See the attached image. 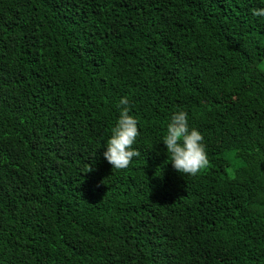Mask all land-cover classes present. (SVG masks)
Wrapping results in <instances>:
<instances>
[{
    "label": "trees",
    "instance_id": "trees-1",
    "mask_svg": "<svg viewBox=\"0 0 264 264\" xmlns=\"http://www.w3.org/2000/svg\"><path fill=\"white\" fill-rule=\"evenodd\" d=\"M264 0H0V264H264ZM140 155L104 145L121 97ZM188 113L208 164L161 142Z\"/></svg>",
    "mask_w": 264,
    "mask_h": 264
},
{
    "label": "clouds",
    "instance_id": "clouds-1",
    "mask_svg": "<svg viewBox=\"0 0 264 264\" xmlns=\"http://www.w3.org/2000/svg\"><path fill=\"white\" fill-rule=\"evenodd\" d=\"M254 16L264 17V7L255 8ZM128 98L121 97L119 115L104 145L103 157L112 169H126L134 157L140 155L133 147L139 136L138 120L130 114ZM202 133L189 127L188 113L178 110L171 114L161 142L170 156L172 167L178 172L195 176L208 164L206 145Z\"/></svg>",
    "mask_w": 264,
    "mask_h": 264
}]
</instances>
